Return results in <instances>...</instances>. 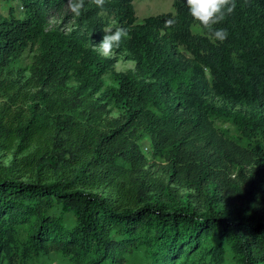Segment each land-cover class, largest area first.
Wrapping results in <instances>:
<instances>
[{"label":"trees","instance_id":"trees-1","mask_svg":"<svg viewBox=\"0 0 264 264\" xmlns=\"http://www.w3.org/2000/svg\"><path fill=\"white\" fill-rule=\"evenodd\" d=\"M21 1L25 18L0 15V149L12 156L0 264H264V167L231 178L256 158L212 120L234 113L244 133L264 132V0H235L213 26L223 41L185 0L141 21L134 0H83L79 14L69 0ZM109 20L128 30L115 57L97 46ZM26 40L40 55L27 78ZM124 53L135 69L107 126L75 95L97 91ZM143 120L164 176L133 132Z\"/></svg>","mask_w":264,"mask_h":264},{"label":"rangeland","instance_id":"rangeland-1","mask_svg":"<svg viewBox=\"0 0 264 264\" xmlns=\"http://www.w3.org/2000/svg\"><path fill=\"white\" fill-rule=\"evenodd\" d=\"M133 3L139 21L150 15L174 12L173 0H134ZM0 15L4 18L15 16L23 19L27 16V11L21 0H0ZM58 23H60V19L56 16L50 18V24ZM107 24L108 26L106 28H111L113 31L115 27H118L116 22L112 20H109ZM19 53L20 59L18 66L22 68L21 73L27 78L30 76L31 71L39 66V42L36 40H26L20 47ZM109 57H115V54L112 53ZM134 69L135 62L133 60L129 59L125 53L119 55L112 68L103 76L102 84L97 91L90 90L75 95L76 100L74 103L78 106L77 109L92 110L98 114L101 123H105L107 126H116L122 114H124V106L127 100L125 93L128 90V81H121H126V79L129 78L128 72L130 70L134 71ZM68 84H70V87H76L78 85L75 82H69ZM150 110L155 112L154 108ZM212 120L215 126L222 131L224 135L248 149L250 155H254V158H256L253 159V163H250V165L233 169L234 172L230 175L231 178H235L236 173L241 172V170L247 172L254 167L255 170H257L260 165L264 167V132H260L259 134L244 133L234 113L214 114ZM144 126L143 120V123L134 127L135 129L133 132L138 138L137 141L142 152L149 162L147 168L150 169L154 175L164 176L167 162L155 154L150 135L145 133L142 137ZM11 158V154L0 149V169L8 166ZM226 264L231 263L227 262Z\"/></svg>","mask_w":264,"mask_h":264},{"label":"clouds","instance_id":"clouds-1","mask_svg":"<svg viewBox=\"0 0 264 264\" xmlns=\"http://www.w3.org/2000/svg\"><path fill=\"white\" fill-rule=\"evenodd\" d=\"M93 2L103 7L105 0H93ZM72 11L79 14L83 7V0H69ZM188 10L193 19L211 32V37L219 41L227 38V31L223 28L213 26L222 21L226 13H231L235 8V0H185ZM168 24L173 21H167ZM105 35L97 44L100 55L108 57L113 53L114 48H119L122 41L128 37V30L123 27L104 28Z\"/></svg>","mask_w":264,"mask_h":264}]
</instances>
